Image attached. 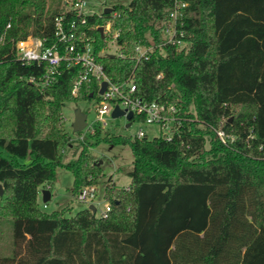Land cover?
Here are the masks:
<instances>
[{
	"label": "trees",
	"instance_id": "trees-1",
	"mask_svg": "<svg viewBox=\"0 0 264 264\" xmlns=\"http://www.w3.org/2000/svg\"><path fill=\"white\" fill-rule=\"evenodd\" d=\"M115 1V16L94 14L81 26L60 2L0 0V224L11 237L0 264H264V0ZM176 3L185 6L175 40L187 50L162 37ZM60 16L89 31L95 54L106 46L96 27L111 20L123 56L97 58L108 79L133 76L138 95L176 104L185 119L170 141L97 133L88 144L127 145L133 155L128 188L104 189V219L88 208L46 213L37 203L57 167L72 173L75 195L102 176L87 145L62 162V108L95 99L96 84L73 96V67L41 92L28 79L44 66L15 57L14 43L28 36L53 43ZM138 47L149 48L148 58L137 59Z\"/></svg>",
	"mask_w": 264,
	"mask_h": 264
},
{
	"label": "built area",
	"instance_id": "built-area-1",
	"mask_svg": "<svg viewBox=\"0 0 264 264\" xmlns=\"http://www.w3.org/2000/svg\"><path fill=\"white\" fill-rule=\"evenodd\" d=\"M95 4L91 0H65L63 2L65 11L76 12L81 26H85L88 16L101 15L104 9L111 8V6L106 4V0H101L99 5L103 7V11L98 13L93 9ZM184 6L185 4L183 3H176L168 15L169 19L163 23L162 35L168 44L177 43L179 46L182 42L175 40V34L179 9ZM110 13H112V16L116 15L113 10ZM63 20L62 16L55 19L54 41L48 46H45L46 38L33 36H28L14 43V52L17 60L25 65H43L45 68L41 77L38 79L29 78L28 82L34 84L42 92L58 81L64 69L79 67L78 75L73 81L71 94L77 96L82 87L88 90L91 82L96 84V98L90 101L93 102L92 107H94L95 115L93 124L96 128H104L107 125V118L114 120L111 118V114L117 107L124 112L123 117L125 119L128 113L132 114L131 120H126V124H130L129 127L137 124L156 128L157 134L152 138H148L142 128H139L132 138H145L148 140L161 138L170 141L185 120L181 113V108L176 104H163L145 100L137 94L133 76H130L125 81L111 82L106 76L102 64L97 61L99 56L106 54L104 49L95 54V39L88 33L89 31L83 28L79 29L75 21H71L69 25L65 26ZM9 27L10 24L6 26V29ZM99 28H102V36L106 41H115L117 44L119 30L113 29L111 20L106 21L102 26L96 27L97 30ZM179 35L181 36L182 34L179 33ZM3 40L4 35L0 38L1 42ZM136 52L138 55L137 59L141 57L148 58L149 48L138 47ZM122 56L120 53L117 55V57ZM103 82H106L107 85L104 92L100 95L98 92ZM86 129H89V125L86 126ZM90 129L94 132V128ZM216 135L223 144H226L228 138L223 131H216ZM38 195L42 197L41 190H39ZM95 196V187L85 186L78 191L76 198L79 203L86 204L89 207L93 205ZM42 207L45 209L46 204H43ZM110 211L109 202L104 200V208L100 211L98 217L107 218Z\"/></svg>",
	"mask_w": 264,
	"mask_h": 264
},
{
	"label": "rangeland",
	"instance_id": "rangeland-1",
	"mask_svg": "<svg viewBox=\"0 0 264 264\" xmlns=\"http://www.w3.org/2000/svg\"><path fill=\"white\" fill-rule=\"evenodd\" d=\"M65 0H46V7L52 9L56 6V3L60 2V7L63 6ZM92 3H96L93 9L96 12H102L103 7L99 5L101 0H91ZM115 0H106V4L111 6L115 4ZM163 37V35H162ZM167 37V36H166ZM189 43L181 42L179 49L187 50ZM106 54H113L117 56L119 54V47L116 42L106 41V46L103 48ZM93 102L78 101L65 103L62 108V119L60 126L69 136V145L64 150V156L62 162L66 163L74 159L76 155L84 145L88 146V153L93 162L101 168L102 176L97 181L95 187L96 196L93 200V206L95 208V215L98 217L100 211L104 208V189L107 185H113L117 189H125L130 184V178L128 173L132 170L133 155L129 146L112 145L105 142H100L93 147H89L88 144H94L97 138L112 137V136H124L133 137L135 132L142 128L148 138L156 136L157 131L155 127L133 124L129 128H125L126 119L124 117L111 120L107 118V125L104 128H96L93 124L94 121V107ZM79 108L80 111L87 116V126L89 129H84L81 132H72V122L74 117V110ZM193 111L192 107H190ZM90 128H94V132ZM208 145H206L207 147ZM109 180H111L109 182ZM73 175L70 171L63 167H57L55 172V181L51 190V198L46 203V208L43 209L44 204L42 198L38 197V207L46 213L52 211H62L65 217H72L78 211L88 208V205L79 203L75 194H72ZM11 243V237L9 234V227L6 224H0V255H6L9 253V244Z\"/></svg>",
	"mask_w": 264,
	"mask_h": 264
},
{
	"label": "water",
	"instance_id": "water-1",
	"mask_svg": "<svg viewBox=\"0 0 264 264\" xmlns=\"http://www.w3.org/2000/svg\"><path fill=\"white\" fill-rule=\"evenodd\" d=\"M111 8H106L104 9L103 13H110L111 12ZM100 35L102 36V33H103V30L102 28H99L98 29ZM110 57H114L113 54H109ZM107 83L106 82H103L102 85H101V88L99 90V94L101 95L104 90H105V87H106ZM90 97H92V94H90ZM124 116V112L119 110L117 107L114 109V111L112 112L111 114V118L112 119H117V118H121ZM132 118V114L131 113H128L127 116H126V120H131ZM129 123L126 124V128L129 127ZM87 126V116L86 114L82 113L80 111L79 108L75 109L74 110V117H73V122H72V132L73 133H78V132H81L83 131ZM42 193V201L43 202H47L49 199H50V192L46 189L42 190L41 191ZM4 195V189L2 187V185L0 184V197H2ZM88 209L94 213L95 212V208L93 205L89 206Z\"/></svg>",
	"mask_w": 264,
	"mask_h": 264
},
{
	"label": "crops",
	"instance_id": "crops-1",
	"mask_svg": "<svg viewBox=\"0 0 264 264\" xmlns=\"http://www.w3.org/2000/svg\"><path fill=\"white\" fill-rule=\"evenodd\" d=\"M129 186V185H128ZM128 186L125 188V189H127L128 188ZM44 189H46L45 187L44 188H40V190L42 191V190H44ZM47 190V189H46ZM49 191V190H48ZM50 192V191H49ZM38 197H40L39 195H38ZM37 197V198H38ZM40 198H42V197H40ZM50 198H51V192H50ZM50 200V199H49ZM38 203V202H37ZM44 204H46L47 205V203L46 202H43ZM39 205V204H38Z\"/></svg>",
	"mask_w": 264,
	"mask_h": 264
}]
</instances>
